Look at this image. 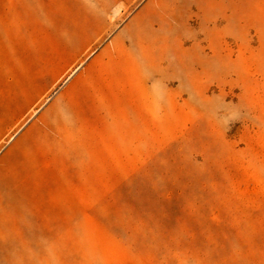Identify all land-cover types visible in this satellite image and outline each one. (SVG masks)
<instances>
[{
	"label": "rangeland",
	"instance_id": "obj_1",
	"mask_svg": "<svg viewBox=\"0 0 264 264\" xmlns=\"http://www.w3.org/2000/svg\"><path fill=\"white\" fill-rule=\"evenodd\" d=\"M0 264H264V0H0Z\"/></svg>",
	"mask_w": 264,
	"mask_h": 264
}]
</instances>
